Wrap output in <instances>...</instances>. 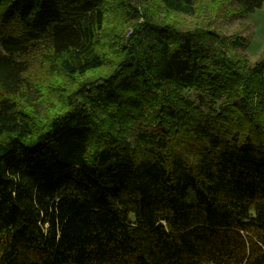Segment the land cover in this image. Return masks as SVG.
Listing matches in <instances>:
<instances>
[{
	"label": "trees",
	"instance_id": "1",
	"mask_svg": "<svg viewBox=\"0 0 264 264\" xmlns=\"http://www.w3.org/2000/svg\"><path fill=\"white\" fill-rule=\"evenodd\" d=\"M136 1L0 0V264H264V58ZM39 53L65 79L46 113Z\"/></svg>",
	"mask_w": 264,
	"mask_h": 264
},
{
	"label": "rangeland",
	"instance_id": "2",
	"mask_svg": "<svg viewBox=\"0 0 264 264\" xmlns=\"http://www.w3.org/2000/svg\"><path fill=\"white\" fill-rule=\"evenodd\" d=\"M135 4L147 8V14H152L154 18L167 22L179 30L208 28L224 36H246L249 39V44L246 48L236 49L235 54L245 55L251 63H256L264 58V4L262 8L245 17H240L237 14V7L232 0H199L193 15L168 12L157 0H140ZM135 18V16H128L125 24L129 26L136 21ZM112 22L113 18H110L109 23L112 24ZM120 32L129 41L133 30L122 27ZM44 58L40 53L33 56L29 75L32 81V97L25 96L26 98L23 100L26 108L30 111L37 108V113H46L50 108L56 106L55 90L60 83L65 81L62 75L49 67ZM192 94L197 96L194 92ZM40 105L41 107H39Z\"/></svg>",
	"mask_w": 264,
	"mask_h": 264
}]
</instances>
